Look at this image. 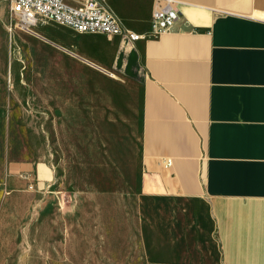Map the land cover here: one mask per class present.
<instances>
[{
    "label": "crops",
    "instance_id": "crops-1",
    "mask_svg": "<svg viewBox=\"0 0 264 264\" xmlns=\"http://www.w3.org/2000/svg\"><path fill=\"white\" fill-rule=\"evenodd\" d=\"M156 1L106 4L143 32ZM172 1L133 41L53 22L131 42L142 68L138 185L69 189L71 223L102 226L106 256L120 237L121 264H264V0Z\"/></svg>",
    "mask_w": 264,
    "mask_h": 264
},
{
    "label": "rangeland",
    "instance_id": "rangeland-1",
    "mask_svg": "<svg viewBox=\"0 0 264 264\" xmlns=\"http://www.w3.org/2000/svg\"><path fill=\"white\" fill-rule=\"evenodd\" d=\"M7 19L0 0V264H121L120 237L106 256L102 226L87 216L73 225L66 194L138 185L142 68L128 61L132 44L45 20L8 33Z\"/></svg>",
    "mask_w": 264,
    "mask_h": 264
},
{
    "label": "built area",
    "instance_id": "built-area-1",
    "mask_svg": "<svg viewBox=\"0 0 264 264\" xmlns=\"http://www.w3.org/2000/svg\"><path fill=\"white\" fill-rule=\"evenodd\" d=\"M7 22L5 29L31 32V26L39 21H51L66 25L78 32H101L106 36L119 35L129 41L156 36L169 28L177 18L172 0H157L150 10L149 27L143 32L126 27L118 15L106 4V0H5ZM26 181L27 189L33 182L27 172H18Z\"/></svg>",
    "mask_w": 264,
    "mask_h": 264
}]
</instances>
